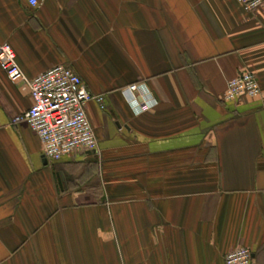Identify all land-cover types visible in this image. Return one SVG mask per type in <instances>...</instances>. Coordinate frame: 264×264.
<instances>
[{
	"label": "crops",
	"instance_id": "0c3cea01",
	"mask_svg": "<svg viewBox=\"0 0 264 264\" xmlns=\"http://www.w3.org/2000/svg\"><path fill=\"white\" fill-rule=\"evenodd\" d=\"M24 73L78 74L105 107L99 151L59 160L15 115L33 104L0 67V264H264V4L0 0V44ZM253 71L261 92L225 101ZM153 106L136 112L122 90ZM150 94V95H149Z\"/></svg>",
	"mask_w": 264,
	"mask_h": 264
},
{
	"label": "built area",
	"instance_id": "2783aa9c",
	"mask_svg": "<svg viewBox=\"0 0 264 264\" xmlns=\"http://www.w3.org/2000/svg\"><path fill=\"white\" fill-rule=\"evenodd\" d=\"M35 6L38 0H27ZM243 10L254 14L264 4V0H237ZM0 67L8 79L25 88L32 100V106L15 115L11 122H25L41 140L43 154L50 160H59L78 149L98 152L99 143L86 114V105L96 102L105 107L102 95L93 94L84 85L80 76L64 65H55L33 76H27L16 60L10 44H0ZM147 90L144 82L129 84L122 94L129 101L136 102V112L148 110L154 104L138 102L136 94ZM261 92L258 77L245 71L227 82L225 101H234L241 96L257 97ZM150 95V94H149ZM252 251L246 246H237L224 257L225 264H250Z\"/></svg>",
	"mask_w": 264,
	"mask_h": 264
},
{
	"label": "trees",
	"instance_id": "16d2710c",
	"mask_svg": "<svg viewBox=\"0 0 264 264\" xmlns=\"http://www.w3.org/2000/svg\"><path fill=\"white\" fill-rule=\"evenodd\" d=\"M251 72H253V71H251ZM254 73V72H253Z\"/></svg>",
	"mask_w": 264,
	"mask_h": 264
},
{
	"label": "water",
	"instance_id": "95a60500",
	"mask_svg": "<svg viewBox=\"0 0 264 264\" xmlns=\"http://www.w3.org/2000/svg\"><path fill=\"white\" fill-rule=\"evenodd\" d=\"M92 152H94V151H92Z\"/></svg>",
	"mask_w": 264,
	"mask_h": 264
}]
</instances>
